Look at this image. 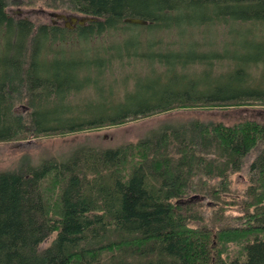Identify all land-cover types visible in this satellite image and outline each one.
I'll use <instances>...</instances> for the list:
<instances>
[{
    "label": "trees",
    "instance_id": "16d2710c",
    "mask_svg": "<svg viewBox=\"0 0 264 264\" xmlns=\"http://www.w3.org/2000/svg\"><path fill=\"white\" fill-rule=\"evenodd\" d=\"M46 1L99 22L34 31L0 0V142L264 105V0ZM135 17L149 24L124 22ZM250 158L227 215L229 177ZM191 194L217 201L204 226L182 212ZM0 264H264V123L165 126L0 172Z\"/></svg>",
    "mask_w": 264,
    "mask_h": 264
},
{
    "label": "rangeland",
    "instance_id": "374dc122",
    "mask_svg": "<svg viewBox=\"0 0 264 264\" xmlns=\"http://www.w3.org/2000/svg\"><path fill=\"white\" fill-rule=\"evenodd\" d=\"M31 9L35 10V12ZM43 9L49 13L52 11L60 13L67 11L52 6L49 8L46 0H17V3H10L6 8L8 14L12 18L25 19L33 22L35 26L34 31L41 24L52 25V19L56 20L53 17H49L48 14L39 12V10ZM67 12L72 13L71 11ZM64 23V21H61L59 25L63 27ZM221 35L224 39L229 38V36H225L223 33ZM210 38L213 37L208 35L206 38L207 41ZM260 77H262V75ZM91 91L90 89V93ZM14 110L17 113L25 114L30 111V108L27 103L19 102V104H16L14 107ZM248 120L264 123V105L211 109H175L174 111L153 115L149 118H141L140 120L94 129L92 131H80L79 133H69L68 135L56 137L44 136L42 138H32L21 141L13 140L9 142H0V172H8L10 170L16 171L22 166L27 165L32 167L38 166L40 163L45 162V160L64 161L82 148L105 150L106 148H116L117 146L129 144V142L136 143L148 137L152 131H157L165 126L176 128L186 126L195 121L205 124L221 123L232 126L237 122ZM253 156H255L254 153ZM250 161L251 158L240 172L229 177V191L227 195L224 196V200L226 202L232 201L233 203L229 206V212L226 213L227 215L232 213L239 215L240 213V205H236L235 200L232 199L244 197L246 193L245 190L252 184L251 176L247 168ZM214 180L217 181L218 179ZM194 195L201 196V194H191L189 197L180 201V204L184 207L182 212L202 218L201 220L196 219L190 221V227L204 226L215 218V211L219 206L217 205L216 199L207 198L201 201L202 199H193ZM260 237L262 238V236ZM53 239L54 236L51 237L48 242L44 243L42 247H47Z\"/></svg>",
    "mask_w": 264,
    "mask_h": 264
},
{
    "label": "water",
    "instance_id": "95a60500",
    "mask_svg": "<svg viewBox=\"0 0 264 264\" xmlns=\"http://www.w3.org/2000/svg\"><path fill=\"white\" fill-rule=\"evenodd\" d=\"M41 12H46L49 17H53L58 21H64V26L68 30H74L77 26L84 27L88 25V23L93 22H99V18L93 17V16H83L77 13H69L67 11H63L62 13L52 11L51 13L47 12L46 10H40ZM125 23L131 24V25H140V26H147L149 24V21H145L141 18H126L124 20ZM193 199H201L200 196H193Z\"/></svg>",
    "mask_w": 264,
    "mask_h": 264
},
{
    "label": "flooded vegetation",
    "instance_id": "af4514ba",
    "mask_svg": "<svg viewBox=\"0 0 264 264\" xmlns=\"http://www.w3.org/2000/svg\"><path fill=\"white\" fill-rule=\"evenodd\" d=\"M31 10H32L33 12H35V10H33V9H31ZM39 12L42 13V14H46V12L44 13V12H41L40 10H39ZM47 12H48V11H47ZM36 13H37V12H36ZM19 14H20V13H19ZM24 20H25V19H24ZM52 20H53L52 22H53L54 25H59L60 22H61V21L54 20V19H52Z\"/></svg>",
    "mask_w": 264,
    "mask_h": 264
}]
</instances>
